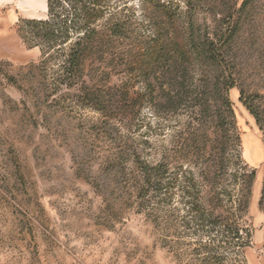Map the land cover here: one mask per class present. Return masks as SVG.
I'll list each match as a JSON object with an SVG mask.
<instances>
[{
	"label": "rangeland",
	"instance_id": "1",
	"mask_svg": "<svg viewBox=\"0 0 264 264\" xmlns=\"http://www.w3.org/2000/svg\"><path fill=\"white\" fill-rule=\"evenodd\" d=\"M184 1L105 0L131 19L87 94L17 33L47 0H0V264H264V0ZM232 25L227 70L175 50Z\"/></svg>",
	"mask_w": 264,
	"mask_h": 264
},
{
	"label": "trees",
	"instance_id": "2",
	"mask_svg": "<svg viewBox=\"0 0 264 264\" xmlns=\"http://www.w3.org/2000/svg\"><path fill=\"white\" fill-rule=\"evenodd\" d=\"M63 0H47L48 20H20L17 25V33L27 48H42L44 61H61L58 71L57 85L59 88L66 86L78 91V88L85 89L91 93L96 85L90 84L85 78L89 72L96 75L103 72L102 68L107 59L115 60L117 57V48L115 43L125 38L127 34V24L131 16L119 18L117 16H107V9L103 8L105 0H67L72 4L74 11L70 19H61ZM187 8L193 11L194 1L185 0ZM252 0H244L241 3L239 12H245L251 8ZM161 6L159 3L157 4ZM162 8V7H160ZM190 29L194 31V22L190 23ZM233 25L228 30L227 35L218 38L217 41L209 42L198 46L194 39L182 43L175 50L179 56L185 60L187 53H193V50L206 51L205 46L211 49L210 56L221 66V69H228V62L225 61V47L232 41L234 31ZM218 43V42H217ZM193 44V49L192 48ZM174 49V48H173ZM207 55V54H206ZM79 82V84L77 83ZM231 84H235L231 83ZM80 87H76V86ZM77 88V89H76ZM88 102L93 101L92 94L86 95ZM227 105L229 101L226 99ZM153 177L146 176L147 184H151Z\"/></svg>",
	"mask_w": 264,
	"mask_h": 264
}]
</instances>
